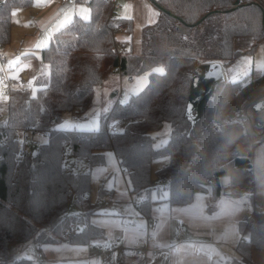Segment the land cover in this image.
<instances>
[{
    "label": "trees",
    "instance_id": "1",
    "mask_svg": "<svg viewBox=\"0 0 264 264\" xmlns=\"http://www.w3.org/2000/svg\"><path fill=\"white\" fill-rule=\"evenodd\" d=\"M88 2L90 16L74 17L41 50L40 60L48 64L49 72L37 78L36 94L8 92L7 119L0 121V140L8 138L0 142V264H34L25 257L9 260L14 243L67 238L90 244L104 238V230L91 220L99 199L92 201L90 195L92 169L105 164L108 151L129 173L141 218L151 217L158 202L154 193L161 197L165 192L170 207L207 196L210 212L223 197L249 201L250 212L238 225L244 238L236 245L235 264H255L253 251H264V208L251 193L254 170L245 149L252 147L254 137L257 142L264 139V128L253 123L251 100L264 74L249 84L246 79L222 84L193 128L186 108L199 62H221L226 68L264 41V9L257 0H155L162 16L145 33L151 51L139 55L129 49L119 57L111 3ZM32 4L33 0H0V49L11 43L13 12ZM127 21L132 31L133 21ZM239 38L252 40L249 50L235 47ZM116 66L130 76L150 71L149 84L126 103L117 101L96 131L58 128L66 114L90 109L95 88ZM159 66L164 72L156 70ZM233 105L242 108L247 127L224 123L216 129L214 119L231 114ZM131 117L135 119L120 133L109 131L116 120ZM166 124L171 127L169 140L158 147L155 133ZM28 129L46 134L47 141L17 158L15 133ZM63 140L67 161L61 157ZM162 157L168 162L154 170V161ZM102 193L103 189L100 197ZM74 207L78 212L72 215ZM78 214L84 217L78 219Z\"/></svg>",
    "mask_w": 264,
    "mask_h": 264
},
{
    "label": "crops",
    "instance_id": "2",
    "mask_svg": "<svg viewBox=\"0 0 264 264\" xmlns=\"http://www.w3.org/2000/svg\"><path fill=\"white\" fill-rule=\"evenodd\" d=\"M88 1L75 0L73 4H70L62 3L61 0H33L30 7L35 5L36 9L34 10L36 13H32L31 28L28 29L26 25L19 23L17 14L13 13L12 30L22 26V44L26 43L25 41L30 35L34 34L33 36L36 37L47 30L48 35L45 45L48 42L50 44L53 34L74 17L88 18L90 16ZM129 20L133 21V17ZM133 37L132 32V37L130 36V49L132 50ZM246 39H236L235 47L238 43L243 48L238 50H249L252 40ZM36 41L32 45H27L29 47H26L25 54L20 56V61H22L21 57L31 53L29 55L35 59L28 60L23 68H18L16 73L12 74H29L30 77L34 78L35 89H38L35 80L48 75V64L40 60L41 50L45 47H37ZM20 50L25 51L22 47ZM36 53L39 54L38 57L34 55ZM7 65L10 68L11 65ZM0 66L2 68L1 62ZM225 69L227 70L225 71ZM248 72L252 74L251 77L244 75ZM224 73L227 82H232V78L233 82L245 80L244 78L234 80L239 76L247 77L246 80L256 79L254 77L255 58L253 53H244L239 56L231 65L224 68ZM263 74H260V76ZM121 75L123 74L112 72L109 74V79L115 80ZM107 80L105 79L104 82ZM103 84L96 88L103 87ZM115 92L117 95V91ZM67 118L69 121L65 120L64 122H73L71 116ZM112 153L114 152H106L105 164L92 169L90 198L92 201L99 199V208L92 215L91 220L94 225L104 230V238L90 244L71 243L67 238L56 243H42L36 254L37 259L35 257L33 260L34 264H41L38 262L39 253H42L48 259L47 264H148V259L151 262L160 261L161 264H235L238 260L235 257V255H238L236 245L244 238V234L240 233L238 225L250 212V203L245 205L244 200L223 197L217 208L210 212L207 196L197 195L193 202L188 205L170 207L168 202L164 201L167 198V194L164 192L161 197L156 198L158 202L154 205L151 217L141 218L135 203L136 196L132 193L129 173L121 167L119 159ZM245 153L250 156L253 163L254 179L251 184V193L256 204L264 208V139L253 144ZM102 189L103 193L100 197ZM104 201H109L110 204L104 205ZM122 204H129L134 207L133 211L129 213L131 216L129 219H135L134 225H130L128 217H123V221L120 223L111 220V215L101 213L104 207ZM73 210L78 212L76 207ZM100 217H106V219L101 220ZM136 217L143 219L144 225L139 224L140 220ZM152 219L157 220L155 228L151 226ZM179 227L183 228L185 239L182 243L175 244L173 237ZM147 233L153 235L154 245L160 247V252L154 254L149 251L146 256H138L133 247L134 241L145 237ZM61 241H64L62 246L59 245V243H62ZM108 248H112V252H107ZM252 256L255 264H264V251L255 249Z\"/></svg>",
    "mask_w": 264,
    "mask_h": 264
},
{
    "label": "rangeland",
    "instance_id": "3",
    "mask_svg": "<svg viewBox=\"0 0 264 264\" xmlns=\"http://www.w3.org/2000/svg\"><path fill=\"white\" fill-rule=\"evenodd\" d=\"M122 4H123V9L119 13L120 17L125 20L126 19L129 20L133 17L134 31L133 29L132 31H129L128 29L129 35L132 37V32H133V36H134L132 51L139 55H146L151 51L150 50L151 45H148L147 39L148 41L150 39L147 38L145 33L148 29L152 28L159 21L162 11H160L161 9L156 5L155 0H123ZM34 9H36L35 5L30 7L29 9L15 10L13 13H15V15L17 14L19 23H23V25H26L27 28L30 29L31 28L30 22L33 21L32 13H36ZM33 35H30L26 39L25 41L26 43L22 44V40H23L22 26L13 28L11 43L6 45L3 49L0 50V53L4 54L7 57V64L11 65L10 68L7 67L9 73L11 74L16 73L18 68L19 69L23 68L28 60L35 59L33 56L29 55L31 53H27L28 55L26 54V56L21 57L23 60L20 61L21 54L22 55L25 54L26 47H29L27 45L34 44L36 40H37L36 41L37 47L39 46L43 48L49 45V42L45 45V41L48 35L47 30L41 32L36 37H34ZM246 40H251V39L247 38ZM21 47L22 49H25V51L20 50ZM236 48L243 49L242 46H240L238 43L236 44ZM36 54L34 55L38 57L39 54L38 53ZM253 55L255 58L254 77L258 78L260 77V74L264 73V41L256 48ZM2 69L3 68H1L0 66V72L2 71ZM156 70L160 73L164 72V68L162 66H159L158 68H156ZM226 70L227 69H225V71ZM48 72H49V66H48ZM149 75H150V71H144L134 76L123 74L119 78H116L115 80L109 79V75H108L106 77V79L108 80L104 82L103 87L96 88L95 98L90 109L86 113L75 112V113L66 114L65 115L66 118L64 119V121L65 120L69 121L67 117L71 116L73 118V122L66 123L63 121L61 124L58 125V128H65V129L77 128L80 130H94V131L98 130L100 127L101 117L110 111L113 103L117 101L121 103H126L132 95L140 93L149 84ZM244 75L249 77L252 76L250 72ZM243 78L246 79L247 77L245 78L239 76L234 80H240ZM246 81L248 82L249 79H247ZM232 82H233V78H232ZM38 89L33 90L31 95H35ZM115 91H117L118 94L116 96H113L112 94ZM261 96H264V82L256 87L251 97L252 100H256ZM5 102L6 99H2L0 97V121H5L7 119V110H6ZM170 133H171V127L169 124H166L162 130L155 133V135L157 136L156 145L160 147L161 145L165 144L169 140ZM33 137L36 140V142H38V145L39 143H44L47 141V136H45L44 134L38 133ZM30 148H32V146H30ZM17 158H19L18 155ZM167 162H168V157L157 158L153 164L154 170L158 166L165 165ZM154 179L155 181L157 179L155 174L153 175V180ZM222 180L224 184L227 183L226 178H223ZM154 197L157 198L159 196H157L156 193H154ZM133 209L134 207L132 205L122 204V205H115L113 207L112 206L104 207L102 208L101 213H107L108 215H111L110 216L111 220L118 221L120 223H122L123 217H128V220L130 221V225H134L135 219H129L131 217L129 213L133 211ZM71 212L72 215H75L77 213L76 210L73 209ZM100 218L101 220L106 219V217H100ZM137 218L138 217H136V219ZM139 220H140L139 224L144 225V220L143 219H139ZM61 242L62 243H59V245L61 246L64 245L63 244L64 241ZM41 245L42 244L36 243L35 241H29L27 243H14L9 248L8 258L9 260H14L16 258L25 257L33 261L35 257L37 259L36 254ZM235 257L239 259L238 255H235ZM147 263L161 264L160 261L151 262L149 259L147 260Z\"/></svg>",
    "mask_w": 264,
    "mask_h": 264
},
{
    "label": "built area",
    "instance_id": "4",
    "mask_svg": "<svg viewBox=\"0 0 264 264\" xmlns=\"http://www.w3.org/2000/svg\"><path fill=\"white\" fill-rule=\"evenodd\" d=\"M111 3L112 6V14L110 17V21L114 24L113 31L115 33V36L117 38V43L115 46V50L117 55L123 56L129 52L130 49V35L128 33V22L125 19H122L119 15L121 10L123 9V0H107ZM62 3H70L73 4L75 0H61ZM257 2L262 6L264 9V0H257ZM0 62L2 64V71L0 72V97L2 99H7L8 92L10 90H27L29 94H32V91L35 90L34 86V78L29 76L27 73H21L20 75H13L8 72L7 70V57L4 54L0 53ZM202 62H199L196 66V69L202 65ZM195 69V70H196ZM114 73L122 74L120 66H116L113 69ZM253 79L249 80L247 83H252ZM233 112L227 116H225L223 119H220L219 117H216L214 119V124L216 129H219L222 124H234L238 123L240 124L244 129L247 127V122L245 118V114L242 110V108L238 105L232 106ZM135 118H120L114 123H112L108 129L113 134L120 133L123 128L131 122V120H134ZM38 133L34 131V129H28V130H20L15 133V138L19 142V148L20 151L18 153L21 155L25 150H29L30 146H36L38 145V142L34 139V135H37ZM46 136V134H44ZM7 137H3L0 142L7 141ZM257 137H254L252 139L253 144L257 142ZM63 148L61 151V157L63 161H67L68 158V149L65 145V140H63ZM245 151H248V149H245ZM109 201H104V205H109ZM245 205H249V201L244 202ZM78 219L84 217V214H78ZM157 225V220L152 219L151 226L155 228ZM63 236H67L65 233L62 234ZM185 239V233L182 227H179L177 232L175 233L173 237V242L175 244H180ZM133 247L135 249V252L138 256H146L147 253L150 251L154 254H157L160 252V247L158 245H154V237L151 233H147L145 237L138 238L134 241ZM107 252H112V248H108ZM38 262L41 264H47L49 261L47 258L44 257L42 253L38 254Z\"/></svg>",
    "mask_w": 264,
    "mask_h": 264
},
{
    "label": "water",
    "instance_id": "5",
    "mask_svg": "<svg viewBox=\"0 0 264 264\" xmlns=\"http://www.w3.org/2000/svg\"><path fill=\"white\" fill-rule=\"evenodd\" d=\"M226 82L221 62L205 63L196 69L186 108V118L192 128L202 119L207 104L214 93ZM112 95H116V92ZM256 100L252 101L253 112L257 115L253 123L258 128H264V96ZM34 154H37L36 150Z\"/></svg>",
    "mask_w": 264,
    "mask_h": 264
}]
</instances>
